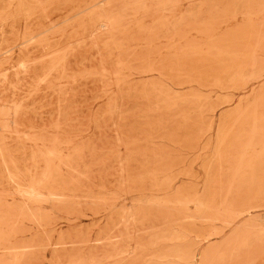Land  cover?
<instances>
[{
    "label": "rangeland",
    "instance_id": "rangeland-1",
    "mask_svg": "<svg viewBox=\"0 0 264 264\" xmlns=\"http://www.w3.org/2000/svg\"><path fill=\"white\" fill-rule=\"evenodd\" d=\"M0 129V264H264V0H0Z\"/></svg>",
    "mask_w": 264,
    "mask_h": 264
},
{
    "label": "bare ground",
    "instance_id": "bare-ground-1",
    "mask_svg": "<svg viewBox=\"0 0 264 264\" xmlns=\"http://www.w3.org/2000/svg\"><path fill=\"white\" fill-rule=\"evenodd\" d=\"M107 19H108V18H107ZM105 21H106V20H105ZM7 116H8V115H7ZM7 116L5 115V117H7ZM9 120H10V119H9ZM0 130H1V129H0ZM261 146H262V145H261ZM35 184H36V183H35ZM32 187H34V186H32ZM32 187H31V188H32Z\"/></svg>",
    "mask_w": 264,
    "mask_h": 264
}]
</instances>
